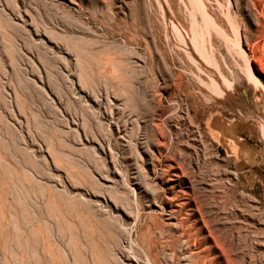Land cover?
Listing matches in <instances>:
<instances>
[{
	"label": "rangeland",
	"instance_id": "obj_1",
	"mask_svg": "<svg viewBox=\"0 0 264 264\" xmlns=\"http://www.w3.org/2000/svg\"><path fill=\"white\" fill-rule=\"evenodd\" d=\"M165 2L0 0V264H264V0Z\"/></svg>",
	"mask_w": 264,
	"mask_h": 264
},
{
	"label": "bare ground",
	"instance_id": "obj_2",
	"mask_svg": "<svg viewBox=\"0 0 264 264\" xmlns=\"http://www.w3.org/2000/svg\"><path fill=\"white\" fill-rule=\"evenodd\" d=\"M165 1L166 0H161V4L162 3L168 4ZM199 4H200L199 6H201V8H200L201 15L205 19L206 27H207L206 28L207 31H205V34L204 33L203 34L208 39L207 40L204 39L205 38L204 36L202 38L200 33L197 32L195 27H193V26L191 27L192 33H191V36L189 38L187 36L186 32L181 28V26L178 24V22L175 20V18L172 16V14L170 12V13H168L167 16H169V21H168L169 25L172 28L173 33H175V35L173 36L174 41H175V44L179 48H183L187 57H189L194 62H199L202 65H204V67L206 69V72L204 74L209 79V82L211 84V87L213 88V91H215L217 93V95H219L222 98H229L230 92L232 90L231 89L232 85H228L227 83H225V80L223 79L224 77H222L223 75H221V73H220L219 66H218V64H216L215 54H214L215 48L212 46V43L210 40V31L213 30L214 33L218 35L216 37L224 38V36L221 33V29H219L214 24L213 20L207 14L204 13V11H203L204 7L202 8V3H200V1H199ZM244 70H245L246 78H248L251 85H253L254 88H257L258 82L253 77V75L251 74L247 60H246V66H245ZM262 118L257 119V121L259 120L258 121L259 128L261 131V135L263 136V139H264V118L263 119Z\"/></svg>",
	"mask_w": 264,
	"mask_h": 264
}]
</instances>
